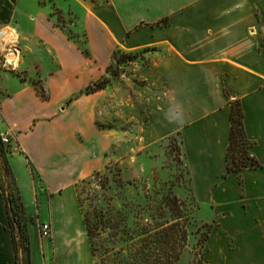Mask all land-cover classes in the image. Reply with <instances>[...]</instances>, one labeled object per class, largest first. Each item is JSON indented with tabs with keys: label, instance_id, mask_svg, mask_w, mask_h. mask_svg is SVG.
<instances>
[{
	"label": "crops",
	"instance_id": "1",
	"mask_svg": "<svg viewBox=\"0 0 264 264\" xmlns=\"http://www.w3.org/2000/svg\"><path fill=\"white\" fill-rule=\"evenodd\" d=\"M175 1L156 14L166 16L164 24L158 19L130 27L115 4L104 9L122 23L118 47L146 56L124 63L115 78L119 118L137 125V113L147 116L140 130L148 144L178 139L197 216L212 225L202 246L205 264H264V0ZM37 4L0 0V28L22 31L23 19L36 35L24 61L30 77L15 79L13 89L0 97V133L11 134L10 155L20 162L15 172L23 200L20 180L32 182L36 210L29 215L52 224L51 237L32 236L40 242L44 263L80 264L82 249L69 253L60 244H68L67 234L76 244L80 232L85 238L77 182L94 162V133L101 132L94 129V113L112 85L90 94L82 91L105 76L110 56L107 50L98 60L84 54L54 30L46 8ZM107 25L115 31L110 20ZM33 74L45 82L46 97L35 87ZM236 100L244 112L250 152L260 166L227 173ZM119 132L120 138L126 137L125 131ZM29 162L42 185L35 183ZM33 202H25L27 211ZM85 260L93 263L91 248ZM0 264H17L1 186Z\"/></svg>",
	"mask_w": 264,
	"mask_h": 264
},
{
	"label": "rangeland",
	"instance_id": "2",
	"mask_svg": "<svg viewBox=\"0 0 264 264\" xmlns=\"http://www.w3.org/2000/svg\"><path fill=\"white\" fill-rule=\"evenodd\" d=\"M37 2L36 8L40 6L46 8L53 21L54 30L77 43L84 54L91 55L95 60L103 58L107 51L110 56L109 71L104 73V77L112 86L107 94L100 98V105L94 113V129H101L100 133L96 131L94 133V162L84 177L77 182L81 224L84 228L83 219L86 216L96 233L92 264H198L199 259L204 262L202 246L209 232L207 226L209 224L203 223L197 216L198 206L192 195L187 168L180 155L178 139L171 137L148 144L142 138L140 130L147 116L137 113V126L130 120L124 122L119 118L118 112L115 78L122 73L124 63L142 61L146 58L143 51L134 52L118 47L116 39L122 24L119 17L130 27L145 23L154 24L158 19L164 24L167 23L166 16L158 17L156 14L168 10L176 1L37 0ZM113 4L117 6L119 17L117 15L108 17L104 13V9ZM107 20L108 22L110 20V26L115 31L107 28ZM20 23L24 30L20 31L13 26L11 28L20 41L21 65L15 70H0V97L13 89L12 82L15 79L24 80L30 77L24 61L27 58V50L34 45L36 35H33L25 20L20 19ZM32 80L38 91L46 97L48 91L43 79L33 74ZM120 130L125 131V138L123 134L120 138ZM134 133H137L136 138ZM12 151V144L4 143L0 133V184L5 187L9 198L20 196V201L24 205V214L17 206H14L12 214L18 244V262L26 264L27 261V254L23 250V231L26 229L31 264H45L40 242L32 236L39 239L45 237L42 229L46 221H37L35 216L29 215L36 210L32 182L26 177L20 180L26 198L23 200L15 172L20 162L11 157ZM32 172L35 183L42 185L39 172L35 169ZM31 198L33 207H30L28 212L25 202L31 204ZM45 199L46 195L42 196V200ZM41 210L47 214L46 207H42ZM17 221L22 223L19 225ZM24 223L25 228L22 226ZM182 230L185 231L186 244L182 242ZM64 234L66 235L65 232ZM66 236L65 238H69L68 244L62 242L61 249L70 253V249L77 250L79 247L83 254L79 262L86 264L85 257L88 250L90 251L86 230L85 240L80 232L77 244L73 240L70 241L69 234ZM44 243L48 249L47 241Z\"/></svg>",
	"mask_w": 264,
	"mask_h": 264
},
{
	"label": "trees",
	"instance_id": "3",
	"mask_svg": "<svg viewBox=\"0 0 264 264\" xmlns=\"http://www.w3.org/2000/svg\"><path fill=\"white\" fill-rule=\"evenodd\" d=\"M109 67H107V70L109 71ZM109 81L105 79V77H101L99 80L90 83L83 91L82 93H93L98 90L104 89L108 85ZM252 142L248 138L245 128H244V112L240 105V101L236 100L232 103V110H231V130H230V143L228 146L227 151V173H231L233 171H241L246 168H257L260 166L259 161L253 156L250 152ZM30 163V162H29ZM31 169L34 170V167L30 163ZM2 193L4 195V198L6 200V206H7V213L9 218V227L12 233L14 247H15V253H16V262H18L17 258V250H18V244L14 233V220L12 217L14 206H17L18 208L22 209V213L24 214V205L20 201V196H12V198H9L5 187L0 184ZM17 215V214H16ZM22 220V218H21ZM85 230L90 242V248L91 252L95 253V242H94V236L95 231L91 227L88 219L86 216H84L83 219ZM19 225L22 223V221L18 222ZM23 228L26 227V223H24ZM209 227V231L212 227L211 224L207 225ZM184 233V234H183ZM208 234L205 236L204 241L207 239ZM23 250L27 254V261L26 264H31L30 261V243L29 238L26 233V229L23 231ZM186 235L185 231L182 230V242L183 244H186ZM166 243L165 241H163ZM168 243V241H167ZM204 262L202 260H198V264H203Z\"/></svg>",
	"mask_w": 264,
	"mask_h": 264
},
{
	"label": "built area",
	"instance_id": "4",
	"mask_svg": "<svg viewBox=\"0 0 264 264\" xmlns=\"http://www.w3.org/2000/svg\"><path fill=\"white\" fill-rule=\"evenodd\" d=\"M11 60V62H9ZM21 63L20 41L11 27L0 28V70H15ZM2 141L11 144V134H1ZM43 235L51 236L52 224L46 221L43 224Z\"/></svg>",
	"mask_w": 264,
	"mask_h": 264
},
{
	"label": "clouds",
	"instance_id": "5",
	"mask_svg": "<svg viewBox=\"0 0 264 264\" xmlns=\"http://www.w3.org/2000/svg\"><path fill=\"white\" fill-rule=\"evenodd\" d=\"M9 62H11V60H9ZM170 119H174V117L173 118H170Z\"/></svg>",
	"mask_w": 264,
	"mask_h": 264
}]
</instances>
